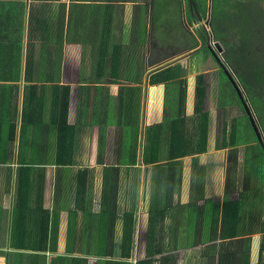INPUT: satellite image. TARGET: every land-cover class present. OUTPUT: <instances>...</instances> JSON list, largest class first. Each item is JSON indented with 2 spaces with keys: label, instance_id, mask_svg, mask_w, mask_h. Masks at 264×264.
<instances>
[{
  "label": "trees",
  "instance_id": "trees-1",
  "mask_svg": "<svg viewBox=\"0 0 264 264\" xmlns=\"http://www.w3.org/2000/svg\"><path fill=\"white\" fill-rule=\"evenodd\" d=\"M72 1L68 31L65 30L66 12L62 7L55 12L32 8L28 16L27 32L26 3L17 0L0 1L1 65L5 69L15 67L16 71H24L26 89L29 91L24 99L21 136L22 138L31 136V140H40L37 134L45 124L44 114L47 106L51 113V127L56 132L55 158L52 161L48 158L21 159V167L18 169L19 199L26 201L30 198L31 192L45 187V175L40 176L39 171L44 169L52 173V169H45L42 166L61 168L74 166L78 123V116L74 114L76 110L78 113L77 107L80 106L78 97L84 89L94 90L91 101L87 92L83 106L85 116L87 117L90 110L93 118L89 127L92 130V146L98 147V164L106 165L107 130L114 127L116 130L114 166H135L136 169L107 168L100 213H94L88 208L90 171L78 173L75 185L69 186L72 190L75 187V211L70 212L67 253L84 252L78 249L84 246L86 252L91 255L86 256L87 258H58L54 264H88L91 257L98 259L97 264H155L158 261L156 256L167 252L157 235L158 223L163 222L167 215L169 204L165 203V200L172 199L175 184L181 187L183 169L164 167L180 165L182 158L208 152L211 113L204 109L207 97L204 74L197 78L194 118L188 119L185 117L184 106L186 59L168 64L163 69L159 66L180 52L196 50L200 40L205 46L200 48L201 52L205 53L204 68L216 69L220 76L217 108L222 116L220 122L223 123L224 140L219 143L218 148L236 149L227 169V197L223 209L221 238L230 239L244 234L241 232L242 223L239 218L241 199L232 200L238 184V149L243 147L245 150L243 183L264 186V141L259 142L244 103L221 63L206 47L205 29L204 36L199 32L198 37L196 33L192 35L184 27L181 15L183 0H151V31L147 26L148 6L143 3L148 0ZM189 1L185 0L189 24L194 23V19L199 20L200 16L207 20L211 13L209 22L211 33L214 40L223 46L225 64L236 76L239 85L243 86L248 99L252 101L264 137V0H212V9L211 0H194L200 15L197 12L192 15ZM173 2L178 6L176 14L178 22L174 24L168 18L171 16L170 10L174 12ZM126 3L135 5L133 26L128 34L131 38H128L124 31ZM158 31L165 34L161 35ZM168 35L174 38L169 39L167 43ZM25 36L28 41L24 40ZM185 44L188 45L184 47ZM177 45L181 47L176 48ZM174 47L176 51H173ZM182 47L183 49H180ZM148 74H151L148 80L149 87L165 84V94L162 87L158 89L163 95L165 108L161 123L155 125L147 122L143 138L142 104ZM192 85L194 82L190 79L189 90L192 89ZM113 86H118L117 92ZM233 105L240 106L245 117L233 119L230 125L226 116L228 108ZM190 106L189 100V109ZM156 116L159 117L152 111L151 120H155ZM37 165L39 167H35ZM142 165H152L154 169L149 167L144 169L146 182L144 176L143 224L136 254L138 209L134 207L131 211L126 210L120 216L115 194L125 185L134 192L140 188L142 169L139 166ZM123 171L125 174L122 179ZM203 173L204 169H194L192 172L194 196L195 193H199L197 186L205 185ZM150 177V185L153 189L154 185H157L155 187L157 190L151 198L145 232V185ZM134 192L133 204L138 205L137 193ZM217 209H220V206H216ZM79 211L85 213L83 231L78 230ZM119 217L123 219V235L121 240L117 241L113 230ZM48 228L49 224L46 223L44 233H48ZM217 228L218 219L213 224V229L218 231ZM216 231L213 240L202 243L215 242ZM79 233L83 234V237L77 238ZM182 243L185 246L181 249L195 247L186 241ZM211 249L215 247L212 246ZM263 252L264 245L262 254ZM176 260L175 255L162 256L160 264H176ZM221 260L220 256V264Z\"/></svg>",
  "mask_w": 264,
  "mask_h": 264
},
{
  "label": "crops",
  "instance_id": "crops-1",
  "mask_svg": "<svg viewBox=\"0 0 264 264\" xmlns=\"http://www.w3.org/2000/svg\"><path fill=\"white\" fill-rule=\"evenodd\" d=\"M17 1L26 3V32L29 29L27 21L32 8H43L48 12H55L62 7L63 9L65 8L66 12L65 30L68 31L69 12L73 3L72 0ZM128 5L129 3H126L125 7ZM133 6H135L134 3ZM125 11L124 14L128 13V8H125ZM191 13L194 12L191 11ZM209 15L211 18V13ZM125 34L128 35L129 33L125 32ZM24 40L28 41V38L25 36ZM191 52L195 51H190L189 53ZM191 55L192 53L189 56L191 57ZM189 56L183 57L180 60H185ZM202 57L204 58L203 55ZM177 58L168 60L163 64H175L177 61H180L179 59L176 60ZM0 60H2L1 56ZM194 69L197 71L198 67ZM194 69L191 71L188 69L186 74L195 71ZM199 75L197 74V77L192 76L194 78H190L194 82L192 89L189 90V85L187 86L186 84L184 106L185 117L188 119L194 118L197 86V82L195 81ZM204 75L206 76L205 73ZM24 76L25 72L20 70L16 71L15 67L12 69L10 67L7 69L2 68L0 61V264H54L58 258H87L86 256L91 254L86 252L84 246L83 248H78L84 250V252L67 253L70 212L75 211V187L73 190L70 188L67 189V187L75 185L76 176L80 171L89 170L90 201L88 202V208L94 213H100L102 210L105 171L107 168L114 167L115 170L136 168L135 166H114L116 133L114 127H109L107 130L106 165L101 166L98 164V147L92 146V130L89 127L90 121L93 118L91 117L90 110L88 111L89 114L87 113V117L85 116V108L83 106L87 98V92L91 101L94 90L86 91L84 89L78 97V104H80L77 107L78 113L76 110V114H74V116H78L73 156L74 166L69 168L48 165L42 166L45 169H52V173L44 169H40L39 171L40 176L42 174L45 175V187L42 190L31 192L30 198L26 201L19 199L18 169L21 167V159L23 157L45 159L49 156L52 161L55 158L54 145L56 142V132L51 127L49 106H47L44 114L46 122L43 125V129L37 134L40 140H31V136H25L24 138L21 136L24 99L29 92L26 89L27 83ZM150 76L151 74H148L143 93L141 126L143 138L145 137L147 122L155 125L161 123L165 108V104L163 103L159 117L156 116L155 120L149 119V106L145 107L147 94L150 93L151 89H159V87H162L163 94L166 91L165 84H160L152 88L149 87L148 80ZM189 82L186 80V83L189 84ZM113 88L117 92L118 86H113ZM189 100L191 103L190 109L188 108ZM48 101H50L49 98ZM155 106L157 107V104ZM205 106L206 104H204V109L206 110ZM223 140L224 135L223 133L221 135L217 134V123L215 125L213 124L211 114L208 152L182 158L180 165H174L172 167L165 165L164 169H183L182 180L181 187L179 184H175L172 199L165 200V203L169 204V208L163 222L158 223L157 235L166 247L167 252L163 255L156 256L158 261L155 264H160L161 257L168 255L177 256L176 264H220V256L222 257L221 264H264V252L262 254V247L264 245V186H259L257 183H243V169H245V150L243 147L238 149V184L236 185V193L232 195V200L236 201L241 199L239 218H241L240 222L242 223L241 232H244V234L230 239L223 240L221 238L223 209L227 197V169L231 156L234 150H236L231 148L219 149L218 145ZM145 146L146 142L144 143ZM163 164H166V162H163ZM35 167L39 166L37 165ZM139 167L142 169L140 188L134 192V190L127 188V185H125L118 192L116 191L115 194L118 199L117 205L120 216L126 210L131 211L134 207L138 209L135 233L136 254L143 224L142 199L144 195V169L148 167L149 169H154L152 165H142ZM194 169H204L202 176L205 177V185L197 186L199 193H195V196L194 191H192V177H194L192 172H194ZM124 174L123 171L121 175L122 179L124 178ZM150 182L151 177L145 185V232L147 231V214L151 207V198L157 190L155 188L157 185H154L153 189ZM133 192L137 193L138 205L133 204ZM188 205H192V207L187 208L186 206ZM216 206H220V209L216 210ZM78 213V230L83 231L85 213L83 211H79ZM216 219H218V231L213 229V224ZM46 223L49 224L47 234L43 231ZM113 231L114 238L117 241L121 240L123 235L122 217L116 220ZM215 231V242L202 243L203 241L213 240ZM76 237H83V234L79 233ZM183 241L188 242L189 245L194 244L195 247L181 249L182 246H185L182 243ZM212 246L215 249H211ZM97 260L96 257H91L89 258L88 264H97Z\"/></svg>",
  "mask_w": 264,
  "mask_h": 264
},
{
  "label": "rangeland",
  "instance_id": "rangeland-1",
  "mask_svg": "<svg viewBox=\"0 0 264 264\" xmlns=\"http://www.w3.org/2000/svg\"><path fill=\"white\" fill-rule=\"evenodd\" d=\"M150 1L148 0L147 2H143L144 5L148 6V27L151 31L152 29V23H151V5H150ZM183 6H182V21L184 26L186 27V29H189L188 31L192 34L195 35V33H197L198 37H200L199 32L203 31V28H207V30L210 29L209 27V22L208 21H199L198 25L197 24H189L188 23V19H187V9H186V3L185 0H183ZM148 3V5H147ZM177 5L176 3L173 2V10L171 11V16H169V21H171V23H177L178 21L176 20V14H177ZM125 8H128L129 12L124 14V31L126 33H130L132 26H133V19H134V11H135V6H133V3H129V5ZM126 12V11H125ZM156 12H158V10H156ZM159 34H161V32L158 31ZM165 34V33H162ZM161 34V35H162ZM129 36V37H128ZM128 38H131L130 35H128ZM167 38V37H165ZM174 38V36L172 35H168V39H167V43L169 41V39ZM213 44H215L212 41ZM188 44H185V46H187ZM198 48L196 50H194L195 52L192 53L191 57L189 56L186 59V71H188V69L191 71L192 69H194L195 67H198V70L196 71V69H194L195 71H192L189 75L186 74V80L189 82L190 78H194L197 77V74H201V73H205L206 74V87H207V99H206V110L209 111L212 114V120H213V124L215 125L217 123V134L221 135L222 134V124L220 122V118L222 116H220V111L217 108L218 105V96H219V89H220V76L218 71L211 70V68L206 69L204 68V62L202 55L204 56V52H201V50L199 49L202 46V41L200 40L199 44H198ZM176 48H179L181 46H175ZM175 47L173 48V51H176ZM180 49H183L180 48ZM162 51H166V50H162ZM190 51H185V52H180L178 54H176L175 56H172L171 59H175L177 57H180L182 55H185L187 53H189ZM223 57V56H222ZM170 59V60H171ZM149 70V69H148ZM194 76V77H192ZM197 82V80L195 81ZM222 83L225 84L222 80ZM187 86L189 85L188 83H186ZM228 88V86H227ZM243 88V86H242ZM244 89V88H243ZM163 95L160 92V90L158 89H151L150 93L147 94V99H145V107L149 106V119H151V113L152 111H154V113L158 114L159 116V112H161V108H162V104H163ZM252 102V101H251ZM157 104V107L155 106ZM228 117L227 120L229 121L230 125L233 122V119H238V118H243L245 117V113L244 111L240 108V106L238 105H233L231 107L228 108ZM257 117V114H256ZM257 120L260 124V121L257 117ZM45 122H46V118H45ZM262 128V126H261ZM263 129V128H262ZM51 157L48 156V159H50ZM208 172V171H207ZM209 173V172H208ZM67 187V186H66ZM65 187V188H66ZM64 188V190H65ZM70 187L68 186L67 189H69Z\"/></svg>",
  "mask_w": 264,
  "mask_h": 264
},
{
  "label": "water",
  "instance_id": "water-1",
  "mask_svg": "<svg viewBox=\"0 0 264 264\" xmlns=\"http://www.w3.org/2000/svg\"><path fill=\"white\" fill-rule=\"evenodd\" d=\"M189 3H190V6H191V11L194 12V13L197 12V14L200 15V11H199L198 7L196 6L195 1L194 0H190ZM210 7H212V0H211V3H210ZM200 17H201V20H202L203 19L202 16H200ZM207 37H208V46H207L208 49L212 52L213 56L217 59V61L221 63L220 64L221 67L225 70V73L227 74L232 86L237 91L241 101L244 103L245 109H246V111L248 113V116H249V118L251 120L252 128H253L255 134L257 135V138H258L259 142L263 143V139H264L263 132H262L260 124H259V122L257 120L256 111H255L251 101L248 99V96H247L245 90L242 88V86L239 85V81L237 80L236 76L233 74V72L230 70V68L225 64L224 57H222L223 53H224L223 46L219 42H216L213 45L212 38H211V42L209 40V34H207ZM191 53H194V52H191ZM191 53H189L187 55H183L181 57H178L176 60H178V59L180 60L183 57H187ZM167 65H168L167 63L163 64V65H161V68H164Z\"/></svg>",
  "mask_w": 264,
  "mask_h": 264
},
{
  "label": "flooded vegetation",
  "instance_id": "flooded-vegetation-1",
  "mask_svg": "<svg viewBox=\"0 0 264 264\" xmlns=\"http://www.w3.org/2000/svg\"><path fill=\"white\" fill-rule=\"evenodd\" d=\"M192 15H194V13H192ZM203 18V17H202ZM199 21H201V22H203V21H206V20H204V18L201 20V17H199V20L198 19H194V23L195 24H198L199 23ZM207 21L208 22H210V15L208 16V19H207ZM209 25V24H208ZM204 29H205V34L207 33V34H209V40H210V42H211V38H212V40H214V37H213V35H212V33H211V29H209V30H207V28H203V31L201 32V36H204ZM207 34H206V47L208 46V37H207ZM214 42H216V41H214ZM214 45V44H213ZM203 47H205L204 45H202L200 48H203ZM199 48V49H200ZM208 48V47H207Z\"/></svg>",
  "mask_w": 264,
  "mask_h": 264
},
{
  "label": "clouds",
  "instance_id": "clouds-1",
  "mask_svg": "<svg viewBox=\"0 0 264 264\" xmlns=\"http://www.w3.org/2000/svg\"><path fill=\"white\" fill-rule=\"evenodd\" d=\"M211 19V18H210ZM215 40H213V42H214ZM216 43V42H215Z\"/></svg>",
  "mask_w": 264,
  "mask_h": 264
},
{
  "label": "built area",
  "instance_id": "built-area-1",
  "mask_svg": "<svg viewBox=\"0 0 264 264\" xmlns=\"http://www.w3.org/2000/svg\"><path fill=\"white\" fill-rule=\"evenodd\" d=\"M215 43V42H214Z\"/></svg>",
  "mask_w": 264,
  "mask_h": 264
}]
</instances>
